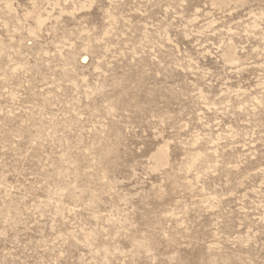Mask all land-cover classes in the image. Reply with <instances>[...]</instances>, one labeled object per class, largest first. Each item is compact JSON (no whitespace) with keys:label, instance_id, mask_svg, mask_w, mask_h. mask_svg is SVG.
I'll use <instances>...</instances> for the list:
<instances>
[{"label":"rangeland","instance_id":"374dc122","mask_svg":"<svg viewBox=\"0 0 264 264\" xmlns=\"http://www.w3.org/2000/svg\"><path fill=\"white\" fill-rule=\"evenodd\" d=\"M0 264H264V0H0Z\"/></svg>","mask_w":264,"mask_h":264}]
</instances>
